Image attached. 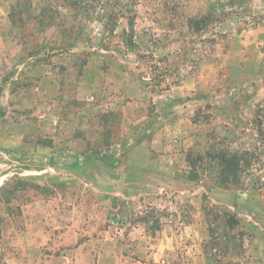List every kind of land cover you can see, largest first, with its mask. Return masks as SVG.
Returning a JSON list of instances; mask_svg holds the SVG:
<instances>
[{
  "label": "rangeland",
  "instance_id": "obj_1",
  "mask_svg": "<svg viewBox=\"0 0 264 264\" xmlns=\"http://www.w3.org/2000/svg\"><path fill=\"white\" fill-rule=\"evenodd\" d=\"M76 1L0 0V226L51 202L85 239L95 184L121 171L130 196L108 197L103 228L124 242L141 225L133 259L264 264V0H111L109 27ZM214 151L246 155L239 183L220 184Z\"/></svg>",
  "mask_w": 264,
  "mask_h": 264
},
{
  "label": "crops",
  "instance_id": "obj_2",
  "mask_svg": "<svg viewBox=\"0 0 264 264\" xmlns=\"http://www.w3.org/2000/svg\"><path fill=\"white\" fill-rule=\"evenodd\" d=\"M120 172L116 173L117 177L111 169L97 173L99 179L106 176L113 182L110 174L112 173L116 178V184L109 183L110 181L105 185L95 184L96 192L93 194L96 201L92 206V216L90 215V220L93 221H89L84 228L88 234L85 239H82L83 234L78 232L81 222L79 224L68 222L67 213L61 209L56 211L51 202H37L28 206L25 210V224L20 230L10 214L4 215L9 217V224L6 226L7 229L0 226V264H127L129 259L145 264L142 260L136 259L137 257L132 258V255L138 256L143 249L144 238L141 236L140 224L131 226L130 229L133 231L130 233L131 238L125 239L124 242L118 234L111 232L113 229L111 226L103 228L108 197L125 199L130 196L125 178ZM172 183L175 187L179 185L178 180ZM181 195L192 194L181 192ZM195 200L198 201V197L195 196ZM179 224L187 225L186 222ZM172 240L166 243L161 237L151 239L148 245H151L152 252L147 260L152 259L154 263L164 262L162 258L165 255L162 251L172 249ZM49 250L53 253H45Z\"/></svg>",
  "mask_w": 264,
  "mask_h": 264
},
{
  "label": "trees",
  "instance_id": "obj_3",
  "mask_svg": "<svg viewBox=\"0 0 264 264\" xmlns=\"http://www.w3.org/2000/svg\"><path fill=\"white\" fill-rule=\"evenodd\" d=\"M74 8L78 10H83L88 15L93 16V14L100 15L101 17L107 16V27L110 25L116 24V14L114 11H109V8L111 6V0H90L87 2H83L82 0H77L73 5ZM216 6H220L224 8L225 4H216L214 5V9H216ZM101 10V13L99 12ZM108 13V15H107ZM135 16V15H134ZM133 16V17H134ZM129 20V32L127 34V38L125 41V44L130 51L135 52L137 50V43L134 37V23H135V17L130 18ZM213 15L204 16L200 19L191 20L190 21V28L194 32L204 31L206 30L212 23H213ZM208 158L210 161H214L216 166L220 167V184L222 185H228L230 183L237 184L240 181V174L243 169V163L247 162L246 155H241L238 152H229V151H214L213 153H208ZM192 158H189L188 162L191 164V167L194 165L192 164L193 161ZM198 159L202 160L204 159V156L198 155ZM249 164V163H248ZM198 175L196 173H192L190 175L191 181H197ZM228 224L232 225V223H237L239 221L236 220L233 216L227 217Z\"/></svg>",
  "mask_w": 264,
  "mask_h": 264
}]
</instances>
